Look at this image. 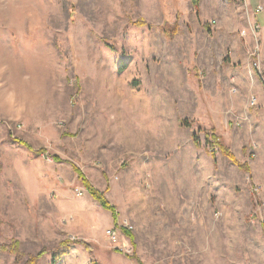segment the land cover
Instances as JSON below:
<instances>
[{
	"label": "rangeland",
	"instance_id": "1",
	"mask_svg": "<svg viewBox=\"0 0 264 264\" xmlns=\"http://www.w3.org/2000/svg\"><path fill=\"white\" fill-rule=\"evenodd\" d=\"M258 3L0 0V242L19 239L24 253L0 252V264L42 248L51 264L68 238L94 243L102 264H264V182L220 150L215 164L208 139L215 128L250 169L258 160L249 133L264 114L247 89L251 68L264 74ZM166 23H178L174 37ZM92 257L74 245L59 264Z\"/></svg>",
	"mask_w": 264,
	"mask_h": 264
},
{
	"label": "trees",
	"instance_id": "2",
	"mask_svg": "<svg viewBox=\"0 0 264 264\" xmlns=\"http://www.w3.org/2000/svg\"><path fill=\"white\" fill-rule=\"evenodd\" d=\"M135 24L138 26H141V25L146 24V22L145 21H138ZM162 30L167 36L174 37L179 30V25H178V23H173V24L166 23L162 26ZM125 67H126V64L123 63V64H121L119 69L122 71ZM181 123L183 126H189L190 125L189 120H187V119L182 120ZM213 135H214L213 139H211V137L208 139H209V143L211 145L210 149L212 151V156H213L215 164L217 163L216 151L220 150L224 156H226L228 159H230L234 164H236L242 170H245V171L251 170L249 163L248 162H242L241 160H239L237 158V156L233 152L231 146L225 141L224 137L221 134H218L216 132L215 128H213ZM192 137H193V141H194L195 145L200 146L201 143H200L197 135L194 133ZM10 140L14 143H18L19 145L25 146L26 148H28L31 152H33L36 155L47 153L46 148L34 149L29 143H27L26 141L19 139L17 137L11 136ZM53 158L58 162L64 161L58 155H53ZM69 163L71 164V166L73 167V169L77 173L78 179L83 184V186L86 188L87 192L97 202H99V204L105 210L110 211L112 213L114 223H115V225H117L118 224V211H117L116 207L107 199L104 192L100 191L91 182V180L88 178V176L86 175V173L83 171V169L80 166H78L77 164H75L73 162H69ZM122 230H123L124 234L129 236V238L134 242L135 235L132 233V231L129 230L128 228H122ZM74 245L84 246V248L90 253V255L93 256L91 258L92 264H102L99 259L94 257V251L96 249L95 244L90 242V241L80 239V238H76V239H69L68 238V239H63L62 241H60L58 243V245L50 252L51 264H59V262L61 261V258L64 255L68 254ZM116 250H117V248H115V251ZM117 251H120V250L118 249ZM0 252H8V253L15 254L17 263L21 262L23 257H24V253L21 250V241L19 239H12L10 242H0ZM48 253H49V250L47 248H42L37 253L28 255V258L23 262V264H40V259L45 254H48ZM137 262L139 264H143V262H140L139 259H137Z\"/></svg>",
	"mask_w": 264,
	"mask_h": 264
},
{
	"label": "crops",
	"instance_id": "3",
	"mask_svg": "<svg viewBox=\"0 0 264 264\" xmlns=\"http://www.w3.org/2000/svg\"><path fill=\"white\" fill-rule=\"evenodd\" d=\"M257 7H262L261 10H264V0H259V3L257 5H255V7L251 6V14H254V12L252 11V8H255L257 10L256 13L259 12ZM248 8H250V5L248 6ZM263 34H264V26H263ZM260 50L262 51L261 45H260ZM248 78L251 81V83L249 85L250 87L247 86V89H248V91L251 92V98L252 97L256 98V102L258 105L257 107L264 114V85H263L262 81L260 80L259 75L255 76L253 74L252 68H251V73L249 74ZM238 80H239V78H238ZM256 90H258V92H259V97H258V93ZM250 104H251V101H250ZM263 117H264V115H263ZM262 120H263L262 118H259L257 121H262ZM249 138H251V144H252V142H257L259 144V146L256 150L258 155H259L258 160L257 161L251 160V174L253 175V176L251 175L252 176L251 178L253 179V181L256 178L262 179L261 181L264 182V174H263L264 173V120L262 122H251V133H249ZM252 150H254V148ZM239 158H241V157H239ZM240 160L242 161V159H240ZM106 225H108L109 227L114 226L115 225L114 219L113 218H107ZM87 228H89V227H87ZM102 230H103L102 226H101V228H99L95 225L94 233L96 234L97 237H100V235L102 236V233H103ZM88 231H90V230H88ZM96 231H98L100 234ZM81 239H84V238H81ZM84 240H86V239H84ZM87 241H90V240H87Z\"/></svg>",
	"mask_w": 264,
	"mask_h": 264
},
{
	"label": "built area",
	"instance_id": "4",
	"mask_svg": "<svg viewBox=\"0 0 264 264\" xmlns=\"http://www.w3.org/2000/svg\"><path fill=\"white\" fill-rule=\"evenodd\" d=\"M260 8H262V7H260ZM256 59H258V61H257ZM256 59H255L254 62H253V66L256 67L257 70H259V69H260V58L257 57ZM258 75H259L260 80L262 81V83H263V85H264V74H262V73L260 72V73H258ZM256 103H257V102H256V98L252 97V99H251V106L256 105ZM255 156H256L255 153H253V154L251 155V157H255ZM80 193H82V192H80ZM107 233L109 234V236H110L111 238H115V239H117V232H116V230L110 228V229L107 230Z\"/></svg>",
	"mask_w": 264,
	"mask_h": 264
}]
</instances>
